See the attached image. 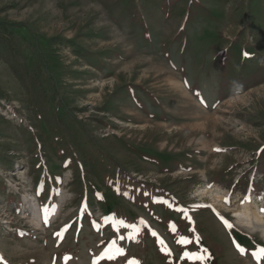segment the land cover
Returning a JSON list of instances; mask_svg holds the SVG:
<instances>
[{
  "label": "rangeland",
  "instance_id": "obj_1",
  "mask_svg": "<svg viewBox=\"0 0 264 264\" xmlns=\"http://www.w3.org/2000/svg\"><path fill=\"white\" fill-rule=\"evenodd\" d=\"M250 213L264 0H0V264H264Z\"/></svg>",
  "mask_w": 264,
  "mask_h": 264
},
{
  "label": "snow or ice",
  "instance_id": "obj_2",
  "mask_svg": "<svg viewBox=\"0 0 264 264\" xmlns=\"http://www.w3.org/2000/svg\"><path fill=\"white\" fill-rule=\"evenodd\" d=\"M220 219L222 220V222L224 223V225H225L226 227H229V228L232 227V225H230L226 220H224L223 217H220ZM153 235H156V234L153 233ZM132 238L134 239V237H132ZM197 241H199V237H197ZM158 242H159L161 245L164 244V242H163L162 240H158ZM178 242L189 243V241L184 240L183 238H181V241H178ZM114 243H115V242H113V244H114ZM234 243H235V242H234ZM236 247H237V250L243 255V254H244V249L241 248L239 245H236ZM161 250L164 251L166 255H171V252H170L169 250H167L166 247H162ZM118 251H119L121 254H123V250H122V249H119ZM202 252L206 254L207 250H206V249H203ZM261 252H264V249H262ZM185 256L190 258V254H189V253H185ZM108 258H109V259H112L113 257H108ZM198 258L201 259V260L203 261V260H206L208 257H207L206 255H201V256H199ZM130 264H135V262H130Z\"/></svg>",
  "mask_w": 264,
  "mask_h": 264
},
{
  "label": "bare ground",
  "instance_id": "obj_3",
  "mask_svg": "<svg viewBox=\"0 0 264 264\" xmlns=\"http://www.w3.org/2000/svg\"><path fill=\"white\" fill-rule=\"evenodd\" d=\"M259 215L260 214L253 215V214L250 213V214L245 215V217H246L245 221L244 220H240V221L242 223L247 224L250 227V228L249 227L248 228L251 231L261 230L263 232V234H264V225H260V223H259V222H261L264 219V217L263 216L260 217ZM252 218H254L255 221H253Z\"/></svg>",
  "mask_w": 264,
  "mask_h": 264
}]
</instances>
